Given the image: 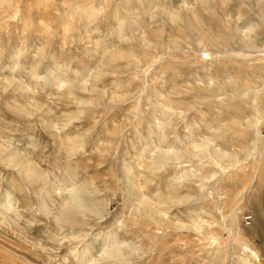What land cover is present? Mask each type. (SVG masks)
I'll return each instance as SVG.
<instances>
[{
  "label": "rangeland",
  "instance_id": "1",
  "mask_svg": "<svg viewBox=\"0 0 264 264\" xmlns=\"http://www.w3.org/2000/svg\"><path fill=\"white\" fill-rule=\"evenodd\" d=\"M94 2L100 13L81 5L85 13L79 15L92 11V17L70 22L59 0H0V81L22 80L30 90L0 88V142L30 156L54 185L80 189L104 210V216L89 214L85 229L61 228L49 216L54 212L51 203L43 211L39 208L35 189L42 186H25L16 169L0 164V198L16 187V214L0 212V264H90L102 250L115 246L109 231L120 234L130 264H264V0L210 2L217 6V16L204 14L200 22L221 48L207 41L199 45V34L183 22L178 28L165 15L166 10L183 13L184 3L191 11H201L204 0ZM153 12L152 33L144 35L143 21L149 23ZM140 34L153 58L136 39ZM115 47L131 50L138 61L118 60L116 74L94 79L101 56ZM36 71L40 79L31 77ZM58 78L64 83L87 81L96 91L77 90L67 96L66 86L55 85ZM233 90L238 95H231ZM195 99L199 104L194 107ZM157 101L161 105L156 106ZM180 111L186 112L184 118L177 115ZM234 119L243 123L235 126ZM51 123L65 126L63 136L69 134L71 140L54 143L46 130ZM78 136L85 137L86 144L82 154L71 158L67 151L80 144ZM206 139L234 155L219 159L209 148L203 156L198 153L190 165L213 175L211 182L193 178L186 164L165 161V171L153 165L159 149L194 154L195 146ZM145 148L137 164L138 191L166 212L172 225L133 210L138 194L125 170ZM56 198L58 204L61 199ZM246 215L252 216L249 226L243 220ZM194 218L205 225L196 228L200 234L192 227ZM79 234L89 236L84 246H73Z\"/></svg>",
  "mask_w": 264,
  "mask_h": 264
},
{
  "label": "bare ground",
  "instance_id": "2",
  "mask_svg": "<svg viewBox=\"0 0 264 264\" xmlns=\"http://www.w3.org/2000/svg\"><path fill=\"white\" fill-rule=\"evenodd\" d=\"M95 0H59L60 4H61V7H62V10L64 12V15L66 18H68V21L70 22H73L74 20H81L82 18L81 17H84L83 19H89L91 18L92 16H88V15H91L92 14V11H91V14H89V12H87V14H83L81 13L82 15L84 16H80L79 13L80 12H84L83 10L85 9H79L81 8V5L83 7H88L89 9L91 10H94L95 12L99 11V9H97V7H95ZM102 1V0H100ZM120 1V0H119ZM127 1V0H126ZM139 1V0H138ZM145 1V0H144ZM150 1H153V0H150ZM156 1V0H155ZM213 0H204V9H201V11L199 10H193L191 11L187 5H185L184 3V12L181 13L180 11H177V12H174V13H171L169 12L168 10L165 11V15H167V17L172 20L173 22H177L179 25H178V28L179 26H181L183 23H185L190 29L191 31H193V33H197L200 35V39L202 41H200L199 45L200 44H203V41H207L209 46L211 47H215V48H221L219 47V42L217 43L216 40L212 41L210 36H208V34L204 31L203 29V25L201 24L200 20L203 21L204 20V14L208 15V16H217V11L215 10L217 8H214L215 5H211L210 2H212ZM25 3V2H23ZM101 3V2H100ZM187 3V2H186ZM215 4H218V3H215ZM101 5V4H99ZM125 5L129 8V5H128V2H125ZM264 6V5H263ZM82 7V8H83ZM187 7V8H186ZM222 7V5H221ZM78 8V9H77ZM193 8V7H192ZM191 8V9H192ZM203 8V7H202ZM214 8V10H213ZM28 9V8H27ZM49 9V8H48ZM88 9V10H89ZM125 9V8H123ZM161 9V8H160ZM163 9V8H162ZM226 9V8H224ZM45 10V9H44ZM129 12L131 11V8L128 9ZM142 9H139V12H143V10L141 11ZM149 10V9H148ZM148 10L146 9V13H148ZM153 10V9H151ZM180 10H181V7H180ZM183 10V9H182ZM190 10V11H189ZM220 11V9H217ZM48 11V10H47ZM90 11V10H89ZM124 11V10H123ZM164 11V10H163ZM218 11V12H219ZM224 11V10H223ZM28 13V12H27ZM85 13V12H84ZM100 13V11L98 12ZM97 13V14H98ZM138 13V12H137ZM154 13V12H153ZM164 13V12H163ZM46 15V14H43V13H40L39 15ZM48 14H51V13H48ZM47 14V15H48ZM96 14V15H97ZM77 15V17L75 18V16ZM86 15H87V18H86ZM95 15V14H94ZM106 15V14H104ZM140 15V14H139ZM142 17L144 16V13L141 14ZM148 15V14H147ZM146 15V16H147ZM108 17H110L109 15H107ZM5 17V16H4ZM41 17V16H40ZM106 17V16H105ZM139 17V16H138ZM141 17V18H142ZM166 17V16H165ZM139 17V19H141ZM145 18V16H144ZM144 18H142L143 20H145ZM158 18V17H157ZM168 18H167V21H168ZM219 18V17H218ZM40 19V18H39ZM82 19V20H83ZM102 19V18H100ZM141 19V20H142ZM149 19V18H148ZM151 21L148 23L147 20L143 21L146 23V27H142L143 30L146 29V31H143L144 32V35L145 33H149L151 34L152 33V20L153 22H156L155 19H156V12L150 17ZM90 20V19H89ZM89 20H87V23L89 22ZM93 20V19H92ZM99 20V19H98ZM97 20V21H98ZM107 20V19H106ZM140 20V21H141ZM220 20L221 22V25L225 28L226 27V22H224L223 20H221V18L218 19V21ZM84 22V21H83ZM142 22V21H141ZM183 22V23H182ZM232 22V21H231ZM43 23V22H42ZM80 23V22H79ZM91 23V22H90ZM99 23V22H98ZM121 23V21H120ZM125 23V22H124ZM139 23V22H138ZM204 23V22H202ZM86 24V23H85ZM84 24V26H85ZM126 24V23H125ZM136 24V23H135ZM140 24V23H139ZM45 25V24H43ZM88 25V24H87ZM90 25H93V24H90ZM88 25V26H90ZM87 26V27H88ZM120 26V25H119ZM144 26V25H143ZM141 27V26H140ZM176 27V26H175ZM236 27V26H235ZM86 28V26H85ZM84 28V30H85ZM89 29V28H88ZM120 31L122 30L121 28H119ZM131 29V28H129ZM141 29V28H140ZM238 29V28H237ZM94 30V27L93 29ZM97 30V29H96ZM125 30V29H124ZM139 30V29H138ZM226 30V29H225ZM87 31V30H85ZM91 32V27H90V30H88ZM87 31V32H88ZM86 33V32H85ZM243 34V33H242ZM246 34V33H245ZM244 34V35H245ZM249 34V33H248ZM124 35V34H123ZM144 35H138L136 37V39L138 40V42L140 44L143 45V48L146 50V52L148 53V57L149 58H153L154 56L152 55V52L151 50H149L148 46L149 44H147V40L145 38ZM163 35V34H162ZM196 35V34H195ZM157 36V35H156ZM198 36V35H197ZM247 36H250L249 35H246ZM245 37V36H244ZM243 37V38H244ZM218 38V37H217ZM252 38V37H251ZM251 38H247V42L251 45H254L253 42L254 40L251 39ZM84 39V38H83ZM126 39V37H125ZM179 39V38H178ZM89 40V39H88ZM129 39L127 38L126 41H128ZM134 40V38H133ZM253 40V41H252ZM91 41V40H90ZM168 41V40H167ZM131 42V41H130ZM245 42V41H243ZM126 43V42H125ZM169 43H175V44H178V42H171L169 41ZM222 43V42H221ZM220 45L222 46L223 43ZM247 43V44H248ZM246 44V45H247ZM248 44V45H249ZM148 45V46H147ZM224 46V45H223ZM250 47V45H249ZM153 47H151L152 49ZM223 48V47H222ZM254 48V46H253ZM96 49V48H95ZM100 49V48H98ZM94 51V50H93ZM97 52L99 50H96ZM17 52V51H16ZM15 52V53H16ZM95 52V51H94ZM96 52V54H97ZM143 53V52H142ZM98 55V54H97ZM101 56V55H100ZM131 59H135L136 60V56L135 54L129 50V51H125L123 49H116V47L114 49H110L108 50L105 54H103L101 56V62H102V66H100L96 72H95V77L94 79L96 78L97 80L100 79L101 77H105L107 75L111 76V74H116L115 73V70L118 68V60H127V61H130ZM144 60V59H143ZM138 61V60H136ZM130 63V62H129ZM137 64V62H135ZM132 65V64H131ZM33 67V66H32ZM31 67V68H32ZM128 67V66H127ZM138 67V66H137ZM94 69V68H93ZM92 71V70H91ZM111 71V72H110ZM54 72V71H53ZM78 73V72H77ZM173 73V72H172ZM76 74V72L74 73ZM79 74V73H78ZM80 74H82L80 72ZM79 76V75H78ZM31 77L33 79H38L39 78V74L36 72H33L31 74ZM83 77V76H82ZM118 77V75H117ZM233 77V76H232ZM41 78V77H40ZM39 78V79H40ZM8 79V78H7ZM10 79V78H9ZM87 79V78H86ZM213 79V78H211ZM65 80H60L59 78L57 79V81H54L58 87H60V89H62V86L64 85V87L67 89L65 92V95L67 96H75V91L77 90H80V91H84V93L87 91V92H93V91H96V86H90V84L87 82V81H84L82 83L80 82H76V83H64ZM81 81V80H80ZM218 82V81H217ZM247 82V81H246ZM249 82V81H248ZM64 83V84H63ZM238 83V82H237ZM220 84V83H219ZM232 83H230L231 85ZM240 84V83H239ZM246 86H249V83L248 84H245ZM225 86V85H224ZM241 86V84H240ZM239 86V87H240ZM9 87H16L15 89L17 91H24V92H28L30 91L29 88L27 86L24 85V82H18L16 79H12V80H5L4 82L0 81V88H2V90H6L8 89ZM63 87V88H64ZM226 87V86H225ZM243 87V86H242ZM13 88V89H14ZM222 87H218V89H221ZM245 88V87H244ZM14 89V90H15ZM59 89V88H58ZM197 89V88H195ZM211 93L215 92V90L213 89V87L211 86ZM226 89V88H225ZM232 89V88H231ZM1 90V91H2ZM65 89H63L64 91ZM204 90V89H203ZM222 90H224L223 88L219 91L222 92ZM194 91V90H193ZM208 91V90H207ZM217 90V92H219ZM3 92V91H2ZM100 92V91H99ZM6 93V91H5ZM29 93V92H28ZM106 93V92H105ZM158 93V92H157ZM90 94V93H89ZM101 94V93H100ZM200 94V93H199ZM105 95V94H103ZM230 95V94H229ZM231 95H238L234 90L231 91ZM102 96V94H101ZM107 96V95H106ZM201 96V94H200ZM113 97V96H112ZM115 97V96H114ZM113 97V98H114ZM119 100V99H118ZM195 103L193 102V106L195 107V105L199 104V101L198 99H195ZM83 102V101H82ZM81 102V103H82ZM190 102V101H189ZM84 103V102H83ZM236 103V102H235ZM92 104V103H91ZM157 105H161L159 104V102L157 101L156 103V106ZM163 107H165L166 109L170 108L169 106H166V105H162ZM240 106V105H239ZM238 106V107H239ZM154 108V107H153ZM240 109V108H239ZM238 108L235 109L236 111L239 110ZM253 109V108H252ZM24 111V110H23ZM241 114V110H239ZM169 112V111H168ZM25 113H27V116H30V114L25 110ZM167 113V112H166ZM174 113V112H173ZM176 113V112H175ZM185 114L186 112L184 111H180L179 113H177V115L179 116V118H184L185 117ZM207 114V113H206ZM154 116V115H153ZM167 116H168V113H167ZM193 119V118H192ZM165 120V119H164ZM235 123H233V125L237 126V124H242L243 122L241 121H236L235 119L233 120ZM251 122V121H250ZM171 123V122H170ZM168 123V124H170ZM253 123V122H252ZM164 125V124H163ZM162 125V126H163ZM248 125H252L250 123H248ZM167 126V125H166ZM253 126V125H252ZM65 127V126H64ZM62 126L61 127H58V126H55V124L52 125V123L46 128V130L48 131L49 135L53 138L54 140V143H61L63 144L64 143V138L68 141H70L71 139H69V137H65L63 136V129L65 131L66 128H64ZM157 127V126H156ZM164 127V126H163ZM165 128V127H164ZM232 128V126L230 127ZM262 128V127H261ZM260 129V128H259ZM259 129L257 130V136L259 135L260 131ZM218 130V129H217ZM91 134V133H89ZM89 134H86V135H89ZM85 135V136H86ZM90 136V135H89ZM179 137V136H178ZM85 138V137H84ZM84 138L82 136H78L77 138V143H80L79 145H75L73 144V146H71L67 153L68 155L71 157V158H75L77 155H80L82 154V151H83V146H85L84 144H86V142H84ZM90 138V137H89ZM248 138V137H247ZM76 140V139H75ZM67 141V142H68ZM66 142V141H65ZM73 142V141H72ZM76 143V142H75ZM216 144V143H215ZM212 140H208L206 139L204 141V143L202 144H197L195 146V153L194 154H186L184 152H182L181 150H162V149H159L157 151V157L154 159L153 161V165L156 166V167H163L164 171L167 167H164V162H173L174 165H185L186 167H188L190 170H188V173H191V175L194 177L196 176H199L201 179L203 180H211L214 178L213 175H206V174H203L202 172H198L195 168H193L192 165H190V163L192 162H196V157L198 156V153L201 152L202 156H203V153L202 151L204 152V150L206 148H209L212 150V152L217 156L219 157V159H223V158H226V157H230L232 156V154H227L225 151L221 150V149H218L216 147ZM147 147V146H146ZM148 147L150 148V146L148 145ZM147 148V149H149ZM85 149V147H84ZM155 149V148H154ZM143 150V149H142ZM145 150L146 148L137 156L135 157V161H133V164L130 166V167H127L126 168V173L129 177V180H133L131 181L130 183V187L134 190V191H137V199H136V202L133 204V210H135V212L140 216V217H143V215H146V216H153V217H157L158 219L160 220H164L165 222L169 223L170 225H172V223H170L171 221H168V217H167V213L164 212L163 210H160L159 208H156L154 207L153 205H151V203L145 199L142 198V194L140 193V191H138V187H139V182H138V179H139V176H140V169L138 168L139 166L137 164L141 163L144 159V153H145ZM148 151V150H147ZM208 151V150H207ZM205 153V152H204ZM209 153V152H208ZM200 154V153H199ZM200 154V155H201ZM206 156V155H205ZM212 156V155H211ZM234 156V155H233ZM232 156V157H233ZM216 158V157H215ZM214 159V158H213ZM228 159V158H227ZM231 159V158H229ZM234 159V158H233ZM201 161V160H200ZM165 162V163H166ZM0 164L4 165V166H7L8 168H14L17 170V173L19 174V177L21 179V181L24 183V185L28 186L29 188H39V185H41L42 187L38 190L35 189V194H36V200L39 202V208L41 211L47 209V203H51L52 206L54 207V212H49V216L52 215L54 220L56 221V223L62 228V227H67V228H70V229H76V228H79V229H85L86 227L90 226L89 225V221L87 220V216L89 214H96L98 215L99 217L100 216H104V210L103 211H100L98 204L96 205L95 203H92L90 202V200L88 199V197L85 198L84 194H82V191H78L80 189H73L71 188V190H68V189H63L62 187L60 186H57V185H54V183L50 182V180L48 179V175L45 173V171L41 170V168H39V166L31 159L30 156H28L27 154H22L20 151L18 150H11L9 147L5 146V144L1 143L0 142ZM170 165V164H169ZM172 165V166H174ZM142 166V164H141ZM185 168V167H184ZM160 170V169H159ZM142 173V172H141ZM190 175V176H191ZM191 177V179H193ZM24 185H19L17 188H19V191L22 190V188L24 187ZM13 187V186H12ZM16 189V187H15ZM14 188H12V191H7V198H5L4 195L1 196L0 198V212H6V213H15V203H14V200L13 199V193L15 191ZM83 190V189H81ZM36 191H38L36 193ZM86 195V194H85ZM94 196L96 194H93ZM92 194H91V197H94ZM55 197L61 199V201L57 204L56 203V200H55ZM56 198V199H57ZM90 198V197H89ZM168 199V198H167ZM170 199V198H169ZM171 200V203H174V199H170ZM169 200V201H170ZM173 201V202H172ZM179 201V200H178ZM181 201V200H180ZM167 203V202H166ZM176 203V201H175ZM17 204V202H16ZM2 207H5L6 209H8L6 211L4 210H1ZM3 209V208H2ZM163 209V208H162ZM39 210V209H38ZM17 211V210H16ZM106 214V213H105ZM149 214V215H148ZM3 215V214H1ZM193 215V213H192ZM135 216V215H134ZM138 216V217H139ZM204 216V215H203ZM2 217H5V215H3ZM98 217V218H99ZM194 217V215L192 216ZM103 218V217H102ZM191 218V217H190ZM141 219V218H140ZM153 219V218H152ZM91 220V219H90ZM170 220V219H169ZM154 221V220H153ZM159 221V220H158ZM195 218L192 219V222H194V226L192 225V227H195V230L196 228H198L197 230L200 231L203 229V227L205 226L202 222H198L197 221L195 222ZM120 222V221H119ZM122 222V221H121ZM120 222V223H121ZM125 223H127L126 221H124ZM155 223H157L156 221H154ZM116 223V222H115ZM159 223V222H158ZM174 223V222H173ZM123 225V222L121 223ZM177 224V223H176ZM179 224V223H178ZM181 224V223H180ZM179 224V225H180ZM160 225V224H159ZM175 225V223H174ZM182 225V224H181ZM189 225V224H187ZM190 225V227H191ZM209 225V224H207ZM130 226V225H129ZM185 226V224L183 225ZM178 227V226H177ZM123 228V227H122ZM126 229L128 227H125ZM130 228V227H129ZM176 228V227H175ZM182 228V227H181ZM206 228V227H205ZM124 229V228H123ZM122 229V230H123ZM72 230V231H73ZM128 230V229H127ZM196 230V232H197ZM207 230V229H205ZM125 231V230H124ZM129 231V230H128ZM81 232V231H80ZM118 232V231H117ZM121 232V230H120ZM127 232V231H126ZM205 232V231H204ZM109 233V237L110 239H114L115 240V246L111 249V250H108V249H104L102 250L101 252V255L99 257V259H93V261L89 262L90 264H104V263H108V264H118L121 263V264H130V263H133V262H130V261H127V258H126V253L122 252V246L123 243L121 242V240L119 239V235H117L115 232H108ZM119 233V232H118ZM198 233V232H197ZM201 233V232H200ZM198 233V234H200ZM203 234V233H202ZM88 235V234H87ZM86 234H79L78 236H76L75 240H72L74 241L73 243H71L73 246H77V245H81L84 246L83 244L84 243V238L87 236ZM89 236V235H88ZM77 244V245H76ZM71 245V246H72ZM95 245V244H94ZM132 246V245H131ZM105 248V247H104ZM131 248V247H130ZM129 248V249H130ZM132 249V248H131ZM164 249V248H163ZM74 251V250H73ZM136 251V250H135ZM75 252V251H74ZM139 253V251H138ZM146 254V253H145ZM77 255V254H76ZM254 257V260L255 261H258V257L255 255L253 256ZM126 258V259H125ZM96 260V261H95ZM243 260V259H242ZM90 261V260H89ZM88 262V261H87ZM230 263V262H229ZM244 263V262H243Z\"/></svg>",
  "mask_w": 264,
  "mask_h": 264
},
{
  "label": "built area",
  "instance_id": "3",
  "mask_svg": "<svg viewBox=\"0 0 264 264\" xmlns=\"http://www.w3.org/2000/svg\"><path fill=\"white\" fill-rule=\"evenodd\" d=\"M243 220H244V223L249 226L252 223V216L246 215Z\"/></svg>",
  "mask_w": 264,
  "mask_h": 264
}]
</instances>
